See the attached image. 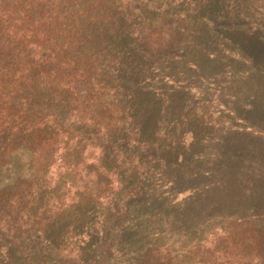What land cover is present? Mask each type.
I'll list each match as a JSON object with an SVG mask.
<instances>
[{"label": "trees", "instance_id": "obj_1", "mask_svg": "<svg viewBox=\"0 0 264 264\" xmlns=\"http://www.w3.org/2000/svg\"><path fill=\"white\" fill-rule=\"evenodd\" d=\"M0 264H264V0H0Z\"/></svg>", "mask_w": 264, "mask_h": 264}]
</instances>
